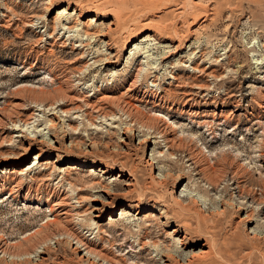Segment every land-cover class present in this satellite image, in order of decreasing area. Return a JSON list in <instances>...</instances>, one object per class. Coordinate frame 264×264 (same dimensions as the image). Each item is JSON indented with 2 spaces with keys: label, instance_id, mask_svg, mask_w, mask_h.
<instances>
[{
  "label": "rangeland",
  "instance_id": "obj_1",
  "mask_svg": "<svg viewBox=\"0 0 264 264\" xmlns=\"http://www.w3.org/2000/svg\"><path fill=\"white\" fill-rule=\"evenodd\" d=\"M102 1L0 0V160L8 154L17 156L22 153V145L17 137H14L12 128L19 121L27 119L30 113L21 115L22 113L16 108L17 104L24 101L28 108L34 107L31 103L35 99L41 103L53 104L60 99L62 90L59 87L66 78L71 79L70 85L76 92L83 88L102 91L117 88L128 95L127 81L130 83L133 80L128 78V74L133 67L134 57L139 61L143 60V75L148 77V81L143 80L140 83L138 90L153 95L166 89L169 99L177 103L183 102L185 97L182 94H172L175 87L172 78L185 71L182 64L187 65L194 61L198 63L204 61L205 66L212 64L213 70L224 72L223 74L227 73L230 65L235 72L229 73L224 81L232 93L239 94L241 90L244 94H252V97L259 98V91L262 89L264 91V86L257 82L254 76L259 67L255 63L259 61L264 64V0H188L190 11L184 17V22L190 21L193 17L200 16L201 19L210 8L214 9L211 12L214 13V17L208 24H202L200 29L194 28L196 30L194 33L189 32L191 28L187 26L182 29L183 38L178 50L173 46H167L170 45V41L175 40L174 29L181 26L180 18L174 12V6L182 0L158 2L120 0L125 6L120 5L115 9L120 21V29L117 34H113L116 37L120 35V40L116 48L111 51L106 44L107 39L99 37L101 32V34L108 33L111 22L106 16L108 13L98 12L97 22L90 27L87 26L89 36H85L84 31L88 28L84 25H89L88 19H95V14L88 15L85 11L84 15L79 16L78 13L73 12L76 6L88 8L95 4L102 5ZM193 2L198 3L199 6H193ZM67 6L72 8L69 12L71 29L64 31V34L58 31L55 35L64 37V44L60 41L54 43V40L49 38L50 33H53L49 27L52 26L57 11ZM137 6H140L141 10ZM140 20H152L153 27L163 29L167 26L169 30H160L159 35L154 36L151 28H144L138 24ZM28 22H33L35 25L29 27L26 25ZM135 23L139 27L134 38H129L130 40L123 38L125 30ZM149 33L151 39L141 43ZM124 43L130 45L125 48ZM136 46L139 47L138 50H133ZM228 55H232L231 61L226 60ZM144 56L147 57L146 60L143 59ZM119 79L126 83V89L116 86ZM199 83L204 85L207 82L203 78ZM213 90L214 96L218 97L225 93V86L220 83L217 88L213 87ZM118 95L116 96L119 97ZM251 104L256 107L250 101L244 102L243 109L248 115L244 114L245 116L242 115L240 119L237 118L238 114L230 115L229 106H226L225 110L227 115L221 117L210 111L211 108L203 114L194 116L189 115L187 110L169 113L168 109L160 112L158 109L154 111L151 105H138L146 120L153 121L154 117L164 120L172 128L171 133L183 140L186 150L198 156L201 164L214 165L217 160L227 156L230 162L246 174L244 181L247 191L264 199V194L261 192L262 180H264V156L260 157L261 153L264 155V149L261 147L264 137V118L261 117L264 114L262 113L260 117L250 116ZM72 107L74 106L62 108L63 111H67V108L72 109ZM32 109L36 111L35 108ZM107 109L109 112L112 110L111 107ZM35 114L39 115L37 116L39 122L44 123L47 119L54 121L56 127L52 132L58 138V144H51V142L55 143V139L50 136L51 133L41 137L44 143L42 146L46 151L45 156L50 157L46 159L50 163L49 169L36 184H30L31 194L28 198L15 194L10 196V187L0 188V238L18 246L53 219L48 208V200L52 194L63 191L65 185L64 182L57 183V177L48 180L49 173H53L56 169H66L69 163L78 161L88 162V165L94 163L98 166H88L82 170H66L70 172L69 181L75 185V194L80 189L85 190L81 195L84 199L82 203L84 208L81 211L84 212L93 205L92 198H98L100 201L106 199L107 190L115 195L124 192L125 187L121 186L122 179L119 178V172L123 170L117 164L123 161L126 163L127 176L134 165L137 167L134 199L143 197L145 201L143 207L147 212L131 215L130 219L122 218L121 206H119L116 210L117 215L113 216L116 221L113 225L109 222V209L106 211L102 224L106 225L110 240L113 237L118 238L116 246H113V251L118 256L126 258L129 264H151L150 252L140 254V248L133 249L127 244V239L133 234L126 239L119 236L125 225L130 231L135 229L133 219L136 217L139 219L137 225L143 224V227L148 228L152 233L151 241H159L170 248H181L179 242L185 236L184 242L190 245L185 252V262L192 256L198 255L201 251L200 245L207 241L212 246L211 255L205 257L206 259L196 260L193 264H264V225L255 223L251 225L257 219V213H250V222L249 220L239 222L246 214L237 210L228 190H225L224 195L228 207L222 212L221 205L214 200L207 188L195 186L193 173L186 167L188 165L186 161L172 164L168 172L165 170L160 172L159 167L156 166L157 169L153 173L154 171H151L145 162L155 154L152 153L154 146L150 145L147 148L145 144L139 145V141L144 137L127 138L124 143L126 135H129L127 132L124 135L126 126L116 130L97 125L98 129H90L88 124L80 123L77 119L69 123L66 115L60 112L50 115L49 118L46 111ZM69 124L73 129L77 127L81 136L73 134L74 131L68 127ZM44 133H48V130ZM25 135L31 137L30 139L36 136L34 131H27ZM75 143L78 148L74 146ZM51 146L58 147L59 151L52 152ZM38 148L39 145L35 144L31 154L23 157L20 162H23V167L31 163L34 155L39 152ZM87 150H90V153L84 154ZM159 151L163 152V156L159 159L167 160L168 157L164 154L166 150L158 149L156 156H159ZM57 157L64 163L56 164ZM104 165L114 172L103 175V169L99 167ZM164 176L168 178L165 179ZM28 180L29 177L26 184H29ZM177 180L184 182L177 187L179 185ZM27 187L25 185L23 196L27 192ZM183 190L191 196L183 198V203L177 205L176 202L180 201L178 197ZM157 203L164 205L169 211L170 226L163 227L162 219H159L156 211L153 212L152 207ZM117 204L120 205V202ZM92 218V214L88 215V219ZM92 221L94 222L90 224L97 222L94 219ZM148 225L151 227L149 228ZM173 229H181L182 236L172 234ZM134 240L132 239V242ZM62 257L64 258H60V263L77 264L69 252L63 253ZM0 264H3L1 259Z\"/></svg>",
  "mask_w": 264,
  "mask_h": 264
},
{
  "label": "bare ground",
  "instance_id": "obj_2",
  "mask_svg": "<svg viewBox=\"0 0 264 264\" xmlns=\"http://www.w3.org/2000/svg\"><path fill=\"white\" fill-rule=\"evenodd\" d=\"M155 1L158 2L159 0ZM102 2V5L95 4L88 8L76 6L73 12L75 14L78 13L79 16L84 15L85 11L88 15L95 14V19H88L87 24L89 25H84L86 28H88L87 26L90 27L93 23L97 22L96 18L98 16V12H104L106 14L108 13L106 16L108 19H111L108 33L105 32L106 34H101V32L99 33V37H104L105 40L107 39L106 44L111 51L116 48L118 45V40H120V35L119 37H116L115 35L113 36V34H117L119 32L118 30L120 29V21L117 16L118 14H115V9L117 6L119 8L120 5H123V2L120 0H103ZM193 6L199 5L198 3L193 2ZM174 7V12L180 18L179 20L181 26L174 29L173 34L176 41H170V45L167 47L173 46V48L175 47V50H178L181 47V39L183 38L182 29L187 26L188 28H191V30L189 29V32L194 33L196 31L194 28L200 29L202 24H208L212 20L211 18L214 17V13L211 12H213L214 9H208L203 17L201 16V19L199 18L200 16L193 17L190 19V21L184 22V17L189 14L190 11L189 1L182 0L179 4H175ZM71 10L72 8L67 6L57 11L52 26L49 27L53 31L52 34L50 33L49 38L54 40V43L58 41H60L61 44L65 43L63 42L64 37H58L55 35L58 31H61L64 34V31L71 29V22L69 20V12ZM152 23V20H140L138 24L140 26H144V28H151L154 36H158L160 30H169L167 26L163 27V29L153 27L152 25L154 24ZM138 24L135 23L134 25L132 24V26L128 27L125 30V36L122 35L123 38L126 37V39H133V36L136 34V31L139 27ZM26 25L33 27L35 24L33 22H28ZM88 31L89 28L84 31L85 36H89ZM58 34L60 35L61 33ZM150 39L151 34L149 33L146 35V39H144L141 43L147 42ZM130 43H124L125 48L129 46ZM138 48L139 47L136 46L133 50H138ZM132 55L133 54L131 53L130 56ZM143 59L146 60L147 57L144 56ZM226 60L231 61L232 55H228ZM138 61V58H133V67L128 74V78L133 79L130 83L127 81V86H129V89H127L126 92L128 95L121 92L120 89L117 88L106 89L103 91L100 89L87 90L86 88H83L81 91L76 92L73 91L72 86L70 85L71 79L66 78L62 80L59 87V89L62 90L60 99L53 104L41 103V101L36 99L32 103L30 102L31 104H34V107L28 108L29 106H27L24 101L17 104L16 108H18V111L22 113L21 115H24L25 113H30V115H28L27 119L19 121V123L22 125H18L19 123L17 125H13L14 128H12V130L13 133H15L14 137H17L19 143H21L22 153L17 156L8 154L5 155L3 159L1 158L0 188L10 187V196L13 194L26 198L30 196V184H36L39 178L45 175L50 164L48 161H46V159H50V157L46 158L45 156L46 151L42 146L44 143L41 137L47 136L49 133H51L50 136L55 139V143L51 142V144H58V138L52 132L53 128L56 127L54 121L52 119H47V121H44V123L39 122L40 120L37 118L39 115H36L35 112L45 113L46 111L48 118L50 115L60 112L61 114L66 115L69 123L73 119H77L80 123L84 122L88 124L90 129H98L97 125H103L116 130H118L120 127L126 126L124 129L126 130L124 132L125 134H123L126 135L129 133V135H126V140H123L124 143L128 140L127 138L131 139L132 137H144L139 141V145L145 144L147 148L150 145L154 146L152 153L155 154L151 159L145 162V164L151 168V171H154L153 173H155V169H157L156 166L159 167L160 172H162V170H165L166 172L168 169H170L172 164H179L180 162L186 161V164H188L186 167L189 168L193 173L195 186L207 188L214 200L217 201L219 205H221L222 212H225L226 207H228V202L225 201L224 197L226 194L225 190H228L230 192L231 200L236 204L237 210H241L246 214V216L241 218L239 222H247L246 220H249L248 222H250V213L254 214L256 212L257 219H255V222L251 223V225L254 223L257 225H264V199H260L257 194L252 193L251 191H247L244 181L246 174L244 172L240 171L237 166L230 162L227 156H223L220 160H217L214 165L201 164L198 156L191 153V151L188 149L186 150L183 140L178 139V137L171 133L172 128H170L164 120L157 117H154L153 121L146 120V116L141 113L138 105H151L154 111L158 109L160 112H164L166 109H168L169 113L187 110L189 115L194 116L203 114L211 108L210 111H213L215 114L220 115L221 117L227 115L225 110L227 109L226 106H229L231 107L230 115L234 113L235 115L238 114L237 118L240 119L242 115H248V112L246 113L245 109L243 108L244 102L250 101L255 104L256 107L251 104V112L249 115L252 117H260L262 113L264 114L263 89L261 88L262 90L259 91V98L252 97V94H244L241 90L239 91V94L232 93L229 91V86L224 81L229 73L235 72L233 69H231L230 65H228L229 70L227 69V73L223 74L224 72L219 73L213 70L212 64L205 66L204 61L200 63L194 61L189 62L187 65L182 64V68L185 69V71L172 78L175 86L172 94H182L185 97L183 102L177 103L169 99V95L167 93L168 91L166 89L153 95L148 94L147 92L141 93L138 90L139 85L143 80L148 81V77L143 75V60L139 61V64ZM255 64L259 66L254 73L255 79L264 86V64L259 61H257ZM203 78L206 79L207 82L204 85L199 83V80ZM220 83L225 86V93L215 97L216 95L214 96L215 91L213 90V87L217 88ZM125 84L124 81H121V79L117 80L116 82V86L123 89H126L127 87ZM118 94H120V96ZM126 97L129 100H127ZM71 106L74 107H72V109L67 108V111H63L62 107L66 108ZM108 107H111L112 110H110L112 112L107 111ZM32 108H35L36 111L34 110V112ZM42 108L44 109L42 110ZM29 118L33 121H29ZM261 118H264V115H262ZM68 127L74 131L73 134L81 136L77 127L73 129V127L71 128L70 124ZM45 130H48V133H44ZM27 131H34L36 136L32 139H30V136V138H28V136L25 135ZM77 143H75L74 146L77 147ZM35 144L39 145V152L34 155V159L28 166L23 167V162H20L23 160L24 156L31 154ZM81 145L84 144L81 143ZM261 147L264 149V137ZM158 149H164V151L166 150L164 154H166L168 157L167 160L159 159L163 156V152L159 151V156H156ZM51 150L52 152H58L59 148L56 146H51ZM128 151L131 152L129 149ZM88 152L90 153V150H87L84 154H87ZM262 156L264 155L261 153L260 157ZM57 158L56 164L64 163V161L62 162L59 160V157ZM175 160H177V162L172 163V161ZM69 164L70 165L66 169H56V171H53V173H49L47 175L49 176L48 180H51L53 177H57V183L64 182L65 185H63V191L58 194H52L48 200V208L51 216H53V219L49 220L41 227V229L35 231L24 240L23 244L18 246L8 243L4 238H0L1 263L65 264L64 262L60 263L59 260L60 258H64L62 257L63 253L69 252L72 254L73 260H75L77 264H129L126 258L118 256L113 251V246H116L118 238L113 237V239L110 240L107 236L108 230L106 229V225H103L102 222L105 218L106 211L109 209V222L113 223L114 225L116 221L113 219V216L117 215L116 210L119 208V206H121L120 216L122 218L128 217L130 219L131 215H140L142 212L147 210L143 207L145 204L143 197H139L138 200L134 199V194H136L135 187L137 185V179L135 175V171L137 170L136 165L132 167V171H130L131 173L129 176H127L125 171L126 163L123 161L117 163L123 170L119 172V178L122 179L121 186L125 187L124 192L117 193L115 195L107 190L105 192L107 197L106 199H102L100 201L98 198H92L93 205L89 210L86 209V211L83 212L81 210L84 208L82 206L84 199H82L81 195L83 192H85V190L82 191V189H80V191L76 192L75 194V185L69 181L70 172H67L66 170H82L84 167L98 166L94 163H92L93 165H88L89 163L85 161L72 162ZM42 167H44V169H41ZM99 168L103 169V175H110L114 172V170L109 168L107 165L100 166ZM27 177H29V184H26ZM167 178L168 176L165 177V179ZM152 180L154 181V179ZM262 181L263 185L261 192L264 194V180ZM176 182L179 184L177 185L178 187L184 181L177 180ZM25 185L28 187L25 196H23ZM189 195L190 193L183 190L178 197L180 201L176 202V204L181 205V203H183V198H188ZM117 202H120V205H118ZM152 209L153 212H157L159 219H162L161 225L163 227L170 226L169 211L164 205L157 203L153 205ZM89 213L92 214V219L97 221L96 223L90 224V222L94 221H92V219H88V215H90ZM122 218H120V220H122ZM138 220L139 219L136 217L133 219L135 224L133 225L135 228L132 230L133 233L130 231L129 227L125 225L119 236L126 239L127 236L133 234L127 239V244H129L133 249L140 248V254L141 252H150L152 257L149 261H151V264H193L196 260L203 258L206 259L205 257L210 256L213 251L212 246L206 241L203 245H200V253L198 255L196 254L192 256L189 260H187V262H185V252L190 247V245H187L184 242L186 240L185 236L179 242L182 245L181 248H170L159 241H151L152 233L148 228H144L143 224L137 225L139 223ZM148 227L150 228L151 226L148 225ZM172 234L176 236H182V230L173 229ZM132 239H135L134 242H132Z\"/></svg>",
  "mask_w": 264,
  "mask_h": 264
}]
</instances>
